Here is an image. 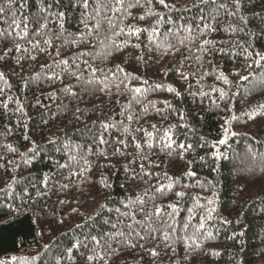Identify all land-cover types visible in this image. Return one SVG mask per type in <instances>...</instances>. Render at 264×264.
<instances>
[{
    "label": "snow or ice",
    "instance_id": "1",
    "mask_svg": "<svg viewBox=\"0 0 264 264\" xmlns=\"http://www.w3.org/2000/svg\"><path fill=\"white\" fill-rule=\"evenodd\" d=\"M253 15L261 25L250 27L244 0H192L183 8L177 0H0V65L13 64L8 72L0 68V171L10 177L0 196L11 201L0 208V224L53 193L65 196L58 203L68 205L67 194L75 188L87 196L68 214L79 220L54 264H116L123 252L132 257L122 264H190L193 252L212 238L213 225L231 223L218 214L209 176L227 158L221 147L236 136L233 123L240 115L233 98L255 69L264 70V48L257 46L264 40V11ZM218 58L239 67L226 71ZM26 64L32 69L27 75L16 71ZM11 76L19 77L18 87ZM33 87L44 99L61 101L51 109L35 99L33 107L50 109L41 113L44 125L71 114L62 134L47 140L59 158L49 155L50 171L38 175L23 167L44 151L28 134L32 117L25 101ZM188 96L202 106L197 122L205 111L225 113L219 138H198L201 148L212 149L209 176H199L196 161L185 160L195 155L190 134L197 131L189 122L194 112L182 104ZM241 115H264V103ZM17 130L27 142L23 151L9 142ZM174 158L187 165L182 172L170 171ZM199 162L208 165L204 156ZM26 170L29 175H22ZM113 176L119 194H113ZM19 185L24 188L17 204ZM87 197L95 204L91 213L80 210ZM238 235L243 233L229 239ZM49 251L44 244L43 252L0 264H45Z\"/></svg>",
    "mask_w": 264,
    "mask_h": 264
},
{
    "label": "trees",
    "instance_id": "2",
    "mask_svg": "<svg viewBox=\"0 0 264 264\" xmlns=\"http://www.w3.org/2000/svg\"><path fill=\"white\" fill-rule=\"evenodd\" d=\"M192 0H177L181 8L184 5L190 4ZM262 0H244V13L250 21V27L261 25V18L254 16L253 12L264 11L262 8ZM35 10L34 5L30 9ZM195 9H193V13ZM189 15L192 13H184ZM257 46L264 48V40H258ZM130 52L131 50H127ZM220 63H223L226 71H231L234 67L232 61L226 58H218ZM13 67L11 61L6 65H0L6 72ZM39 70L38 68L36 69ZM143 70V69H141ZM22 75H27L32 69L25 65L21 70ZM153 69L148 73L152 75ZM247 74L246 72L241 73ZM264 76V70L255 69L252 72L249 80L242 82L238 90L239 95L233 98L235 110L240 119L233 123V131L236 136L233 137L227 146H222L221 151L226 154V159H221L219 164V172H212L209 176L208 167L212 165L210 147L201 148L198 143V138L204 136L209 141L219 138L221 132V116L225 113L219 111H205L202 113L204 119L196 121V117L201 114V105L192 102V97H186L182 104L185 109L194 112V116L190 119V123H194L197 129L195 134H190V141L196 145L195 155L188 154L185 160H195L196 164L193 168L198 172L199 176H209L215 181L216 190L218 192V214L222 218H227L231 223L222 224L216 222L211 231L213 236L204 244L201 251L193 252V258L190 264H264V173L260 171L264 167V115L257 116L255 119H249L248 116L241 115L244 110L251 111L252 107L257 103H264V83H261V77ZM157 80L163 79L162 76H155ZM237 79V78H233ZM18 76H11V82L14 88L18 87ZM168 82H172L169 78ZM211 83V80H209ZM58 87V85H57ZM44 92L49 89L43 86ZM27 94L25 105L29 115L32 117V123L29 125L28 134L32 139L36 140L38 144L44 149L40 156L31 164L23 166L32 173L50 171L51 165L48 160L49 155L58 157L51 145L47 144V140L56 134H62V130L70 118L68 116L60 117L56 121H50L48 125H44L40 120L41 113L49 111L50 109L41 108L39 106L33 107L35 99L39 97L43 104L50 105L51 109H55L57 104L61 101L55 102L44 99L41 95V89L33 87ZM160 98H165V94H160ZM66 102V101H65ZM179 106V103H178ZM94 118V117H93ZM82 127V125H80ZM71 127V125H69ZM181 133L183 129L179 130ZM10 143H15L20 149L24 150V145L27 144L23 140L21 131L17 130L14 136L9 137ZM204 156L208 161V165H201L199 157ZM253 156L255 159H253ZM19 160V157H16ZM187 165L179 159H173L170 171L182 172ZM23 171L22 175L28 176L29 171ZM116 175H119L118 173ZM6 177L3 171H0V187L4 185ZM114 184L113 188L119 194L117 188L118 181L116 176L112 177ZM122 179V177H120ZM24 185H19L15 189L16 203L20 202V196L23 194ZM106 195V193L104 194ZM87 193L81 194L75 188L70 190L67 198L71 199V203L61 206L58 203L59 199L66 198L63 195L58 197L53 193L50 198L40 201L31 208L24 207L21 209V214L16 216L10 224H0V259L8 258L12 255L34 254L35 252H43L44 244H48L51 251L47 254L45 264H54L53 256L68 244L72 233L69 228L79 220V217L72 215L69 217L71 208L80 207L76 200L84 202ZM97 199H102L97 197ZM7 202L3 196H0V208H4ZM95 204L92 203V198L87 197L86 207H81V211L91 213ZM55 213V215H53ZM66 218L65 223L60 225L58 220ZM67 232L65 237L62 233ZM243 233L242 236H237L236 240H230L229 237L233 234ZM216 250L220 253L219 256L206 255L205 252ZM183 255V248L179 249ZM131 259V252H123L120 257L116 259V264H122L125 258ZM103 264V262H101ZM189 264V262H185Z\"/></svg>",
    "mask_w": 264,
    "mask_h": 264
},
{
    "label": "rangeland",
    "instance_id": "3",
    "mask_svg": "<svg viewBox=\"0 0 264 264\" xmlns=\"http://www.w3.org/2000/svg\"><path fill=\"white\" fill-rule=\"evenodd\" d=\"M12 256H19V255H12ZM12 256H10V257H12ZM21 256H27L26 254H22ZM10 257H8V258H10ZM8 258H1V259H8Z\"/></svg>",
    "mask_w": 264,
    "mask_h": 264
}]
</instances>
